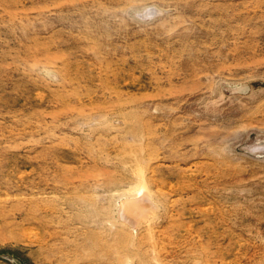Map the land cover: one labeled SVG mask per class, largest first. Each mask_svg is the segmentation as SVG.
I'll list each match as a JSON object with an SVG mask.
<instances>
[{
    "label": "rangeland",
    "instance_id": "374dc122",
    "mask_svg": "<svg viewBox=\"0 0 264 264\" xmlns=\"http://www.w3.org/2000/svg\"><path fill=\"white\" fill-rule=\"evenodd\" d=\"M0 264H264V0H0Z\"/></svg>",
    "mask_w": 264,
    "mask_h": 264
}]
</instances>
